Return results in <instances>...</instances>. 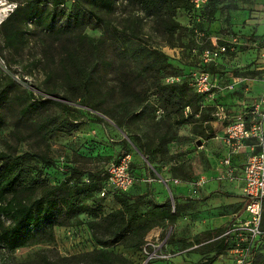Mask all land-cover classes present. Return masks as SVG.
Returning a JSON list of instances; mask_svg holds the SVG:
<instances>
[{"label": "rangeland", "instance_id": "obj_1", "mask_svg": "<svg viewBox=\"0 0 264 264\" xmlns=\"http://www.w3.org/2000/svg\"><path fill=\"white\" fill-rule=\"evenodd\" d=\"M7 1L31 12V17L14 40H7L0 25V156L32 155L29 170L42 182V191L71 180L69 191L58 192L66 200L85 184L98 188L79 195L78 213L56 212L57 221L65 222L64 226H55L51 233L44 223L34 226L36 234L41 230L37 237L14 253L0 246V264H42V256L54 262L57 255L95 250L123 255L126 264H199L213 258L217 243L241 216L245 199L239 193L230 205H220L217 200V214L198 216L207 212L208 203L198 197L196 172L211 177L212 161L222 160L218 146L213 153L202 146L214 137L211 122H220L214 116L216 106H225L234 116L241 112L242 102L254 101L240 86L216 97L221 88L234 82L231 74L262 79L263 71L258 70L261 66L256 60L233 68L236 54L251 48L243 44L236 54L210 68L213 78L219 80L215 97L198 96L192 83L194 74L204 69L200 57L213 40H246L244 15L255 0H213L199 12L192 7L178 9L174 20L181 28L174 35L167 34L153 17L142 15L135 0H115L112 10L98 13L101 20L84 5L76 14L78 1L64 10L55 8L53 0ZM259 45L264 46V40ZM252 65L256 68L248 70ZM124 83L136 88L141 103L121 91ZM249 88L259 92L261 85L250 82ZM171 94L176 96L173 103L161 100ZM39 101L42 105L37 109L29 107ZM184 102L189 103V110L182 108ZM182 114L191 115L186 117L187 123H179ZM172 140L184 146L174 155L167 151ZM141 144L151 152L149 160L142 155ZM126 154L133 160L134 187L119 197H102L109 166ZM37 156L47 157L53 166L44 165ZM165 167L180 182L192 184V195L172 198L152 171L163 173ZM92 175L95 182L90 183ZM157 188L159 199L154 196ZM140 195L145 196L141 212L153 226L144 245L140 249L98 245L95 238L101 236V219L121 208L118 198L126 201ZM225 213L235 215L218 229L209 230V222ZM262 228L264 231V210ZM227 238L228 246L213 264H237L240 254L235 250L241 251L243 246L237 247V235ZM256 246L244 264H264V237ZM163 255L172 258H160Z\"/></svg>", "mask_w": 264, "mask_h": 264}, {"label": "trees", "instance_id": "obj_2", "mask_svg": "<svg viewBox=\"0 0 264 264\" xmlns=\"http://www.w3.org/2000/svg\"><path fill=\"white\" fill-rule=\"evenodd\" d=\"M37 1V0H36ZM140 4L139 12L142 15L153 17L157 24L161 26L167 34H176L181 25L174 20L176 11L178 9L190 10L192 6L191 0H135ZM213 1V0H209ZM62 0H53V6L59 10ZM115 0H78L76 4V11L80 5H84L89 9L88 13L93 15L98 20H101L98 13L103 10H112ZM209 4V3H208ZM207 4V5H208ZM206 5V6H207ZM205 6V7H206ZM204 7V8H205ZM203 8V9H204ZM201 9V10H203ZM194 11H201L195 10ZM81 11H77L79 14ZM78 16V15H76ZM31 17V12L25 11L18 6L16 11L3 23L4 31L7 40H14L20 31L23 23ZM70 59H73L70 56ZM202 70H207L211 73L212 66H204ZM233 76H239V72H233ZM169 88H164L167 90ZM136 88L132 84L122 85L121 91L130 95L138 103L142 100L135 95ZM183 88H180V97L183 98ZM174 93V90L172 91ZM197 94V93H196ZM198 95V94H197ZM200 96V95H198ZM175 95H166L161 98L162 101L173 103ZM202 97V96H201ZM30 104V108L37 109L42 105V101ZM44 103V101H43ZM187 106V107H186ZM190 108L189 103L183 104L182 108ZM65 108H69L67 105ZM29 109V108H28ZM184 110V109H183ZM183 115V114H182ZM191 116V115H189ZM187 116V117H189ZM179 123H187L189 119L181 116ZM3 121L0 115V123ZM118 127L122 125L117 124ZM142 155L148 160L151 152L147 150L145 144L140 145ZM32 155L26 153L21 156L2 155L0 156V246H3L8 252L14 253L16 250L25 247L31 240L37 237L36 232H33V227L42 223L46 224L48 230L53 232L55 226L65 225V222L57 221V213L63 211L78 213L81 207L78 204V197L83 193H93L97 191L96 184L83 185L81 191H75L68 200L65 196H59L58 192L63 190L69 191V184L71 180H66L61 186H51L49 190L44 188L42 191V182L33 176L29 170ZM37 158L46 166H53V162L44 156H37ZM90 183L95 182V176H90ZM105 180L103 182V185ZM103 187V186H102ZM102 190V189H101ZM63 192V193H64ZM126 193H118L114 196L119 197ZM145 199L144 195L132 196L126 201L118 198V203L121 208L112 211L101 219V236H97L96 242L104 249H108L115 245H122L126 249H140L145 242V237L152 229L149 218L141 212V207ZM108 237L105 241L102 237ZM264 234L256 241L259 243ZM228 238L223 237L217 243L216 255L210 260L201 262L199 264H213L216 259L220 258L224 249L228 246ZM252 250V251H253ZM128 260L120 254H115L108 250H95L80 255H73L61 257L57 255L54 262L51 258L42 256V264H126Z\"/></svg>", "mask_w": 264, "mask_h": 264}, {"label": "built area", "instance_id": "obj_3", "mask_svg": "<svg viewBox=\"0 0 264 264\" xmlns=\"http://www.w3.org/2000/svg\"><path fill=\"white\" fill-rule=\"evenodd\" d=\"M78 0H62L60 8L73 5ZM209 0H191L195 10L203 9ZM18 8L15 2L0 0V25H2L11 14ZM238 40L233 38L223 43L213 40L210 47L205 48L201 54V64L204 66L216 65L229 52H235ZM263 90L261 95L247 104L242 102L241 112L231 116L227 113L225 106H216L214 116L220 122H227L222 142L225 152L221 160L219 170L220 179H234L235 169L233 159L241 154H246L243 168V196L245 199L244 211L236 218L234 224L224 234L225 237L233 239L237 235V247L235 252L240 254L236 260L237 264H244L249 257L256 241L264 234L262 228V215L264 210V56H263ZM192 86L200 96L215 97V88L218 87L217 79H214L207 70H200L194 74ZM234 84L221 88L218 94H225V90H233ZM189 110V108H187ZM190 114V112H189ZM132 156L124 155L118 162L112 163L106 173L105 183L100 195L114 196L118 193L129 192L136 183L132 173ZM202 182L199 181V185ZM160 258H172L171 255H163Z\"/></svg>", "mask_w": 264, "mask_h": 264}, {"label": "crops", "instance_id": "obj_4", "mask_svg": "<svg viewBox=\"0 0 264 264\" xmlns=\"http://www.w3.org/2000/svg\"><path fill=\"white\" fill-rule=\"evenodd\" d=\"M239 17V16H237ZM244 23H246L245 28L242 29L243 33H245L246 40L244 42L238 41V46L236 47L235 52H229L224 57L228 56L229 54H236L238 52V47L241 45H247L251 47L250 49H247L244 52H239L236 54V59L233 61V68L240 69L242 67L248 66L247 63H251L252 61L256 60L257 65L261 66L258 67V70L263 71V56H264V46H260L259 43H261L264 40V0H255L254 4L250 6V9L245 12L244 15ZM233 39V38H232ZM237 39V38H236ZM238 40V39H237ZM240 40V39H239ZM223 57V58H224ZM223 58L216 64L219 65ZM256 68V65L250 66L248 70L253 71ZM231 80L234 81L232 84H234V87H242L244 89L245 95L247 98H252V100H256L262 93L263 90V83L262 79L258 77H243V76H233L231 74ZM263 78V77H262ZM217 81H219L217 79ZM260 83L261 89L259 92H252V90L249 88V83ZM218 97H224L223 94H218ZM236 115V114H235ZM185 117V116H184ZM187 117V115H186ZM234 117V116H233ZM213 126V135L214 137L208 141H205L206 143H203L202 149H205V151H212L211 153L215 152V149H217V146L220 148L222 152V157L225 152V146L222 142V137L225 133V126L227 124H223L226 122H211ZM210 143L213 144V146L210 145ZM209 145V146H208ZM168 153L170 155H174L177 153L178 149H184V146H179L178 144H175L174 140L170 141L168 143ZM200 147V146H199ZM212 147V149L210 148ZM218 148V149H219ZM246 154H241L238 157H235L233 159V167L235 169V177L234 179H220L219 178V170L221 168V160L218 162L212 161L213 166V174L212 176H206L205 174H202L200 170H197L196 176L198 177L196 179L197 184L199 185V181L202 182L200 185V188L197 191L198 197L203 198L208 203V210L204 214H199L198 216L203 217L205 214L208 213H215L219 211L220 205H230L233 203V201L236 199V195L241 193L243 195V168L245 164ZM144 158V157H143ZM222 159V158H221ZM187 160H189V155H187ZM212 160V159H210ZM147 162V160H145ZM185 162V160H184ZM188 163V162H187ZM208 167H210L209 164H207ZM143 172L146 171L145 165L142 164ZM185 168V167H184ZM152 171L156 173V176L162 180L165 184V188L170 192L172 198H177L182 196L188 197L192 195L191 188L192 184L189 181H181L177 178H174V173L169 170V167L162 168L163 173L156 172L154 168H152ZM146 179V178H145ZM198 180V181H197ZM157 187V186H156ZM154 196H156V199H159L160 196L159 188H157L156 192L154 193ZM221 198H219V197ZM244 197V196H243ZM219 200L222 202V204H215V202ZM245 203L241 209V212L244 211ZM230 209V208H228ZM235 214L233 213H225L223 215H220L218 218L213 219L209 222V230L211 229H218L221 227L223 223H227V219H230ZM189 216H187L188 218ZM207 222V221H206Z\"/></svg>", "mask_w": 264, "mask_h": 264}, {"label": "water", "instance_id": "obj_5", "mask_svg": "<svg viewBox=\"0 0 264 264\" xmlns=\"http://www.w3.org/2000/svg\"><path fill=\"white\" fill-rule=\"evenodd\" d=\"M197 145H198V146H201V145H202V143H201V142H198V143H197Z\"/></svg>", "mask_w": 264, "mask_h": 264}, {"label": "bare ground", "instance_id": "obj_6", "mask_svg": "<svg viewBox=\"0 0 264 264\" xmlns=\"http://www.w3.org/2000/svg\"><path fill=\"white\" fill-rule=\"evenodd\" d=\"M2 11V9L0 10V12Z\"/></svg>", "mask_w": 264, "mask_h": 264}]
</instances>
